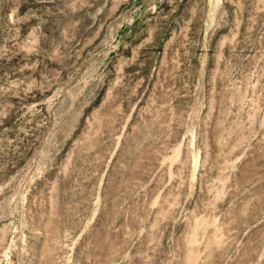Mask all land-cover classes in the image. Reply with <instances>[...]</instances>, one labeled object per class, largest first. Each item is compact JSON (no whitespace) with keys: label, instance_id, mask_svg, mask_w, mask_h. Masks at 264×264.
Returning a JSON list of instances; mask_svg holds the SVG:
<instances>
[{"label":"rangeland","instance_id":"obj_1","mask_svg":"<svg viewBox=\"0 0 264 264\" xmlns=\"http://www.w3.org/2000/svg\"><path fill=\"white\" fill-rule=\"evenodd\" d=\"M0 264H264V0H0Z\"/></svg>","mask_w":264,"mask_h":264}]
</instances>
